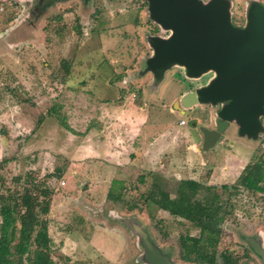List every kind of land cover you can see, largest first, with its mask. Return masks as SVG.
I'll use <instances>...</instances> for the list:
<instances>
[{
    "label": "rangeland",
    "instance_id": "374dc122",
    "mask_svg": "<svg viewBox=\"0 0 264 264\" xmlns=\"http://www.w3.org/2000/svg\"><path fill=\"white\" fill-rule=\"evenodd\" d=\"M247 1L231 0L233 24L243 23ZM34 3L0 0V193L15 174L42 176L62 168L48 180L52 264H142L135 236L118 218H134L183 264H260L244 239L255 234L264 240V193L242 186L233 192L231 186L245 165L255 164L261 170L250 184L264 188V133L246 139L229 124L210 149L200 150L199 127H213L217 106L196 104L180 113L176 103L211 74L190 79L171 67L152 88L150 75L137 73L150 53L145 36L165 35L148 19L144 0H64L38 15ZM51 105L56 113H48ZM130 109L141 113L142 124ZM44 115L49 117L37 129ZM61 117L74 133L57 122ZM87 125L92 134L102 128L112 135L108 148L119 150L117 165L89 158L98 148L96 137L81 133ZM113 178L124 182L117 200L106 195ZM182 179L213 185L224 203L212 261L180 257L179 236L198 233L169 214ZM204 193L200 189L196 198Z\"/></svg>",
    "mask_w": 264,
    "mask_h": 264
},
{
    "label": "water",
    "instance_id": "95a60500",
    "mask_svg": "<svg viewBox=\"0 0 264 264\" xmlns=\"http://www.w3.org/2000/svg\"><path fill=\"white\" fill-rule=\"evenodd\" d=\"M58 1L64 0H35L32 10L38 15ZM144 2L148 19L165 35L145 36L150 53L141 61L137 73H148L152 88L160 84L171 67H180L190 79L211 74L205 83L186 91L176 103L180 113L196 104L217 106L213 127H199L200 150L210 149L229 123L235 125L239 137L255 140L264 133V4L248 0L243 23L235 25L230 20L231 0ZM118 221L136 238L140 248L137 261L183 264L157 245L134 218ZM244 240L259 263L264 264L261 238L246 236Z\"/></svg>",
    "mask_w": 264,
    "mask_h": 264
},
{
    "label": "trees",
    "instance_id": "16d2710c",
    "mask_svg": "<svg viewBox=\"0 0 264 264\" xmlns=\"http://www.w3.org/2000/svg\"><path fill=\"white\" fill-rule=\"evenodd\" d=\"M8 15L6 21L13 19ZM61 65L67 71L66 61ZM48 113H56L54 105L49 107ZM41 117L37 129L45 118ZM64 119V117H63ZM62 117L58 123L67 131L74 133ZM58 120V119H57ZM91 125V124H89ZM88 125L81 133H86ZM261 168L255 164L245 165L239 176L238 184H232L233 192L242 186L249 191L264 193V188H257L250 184L251 179H257ZM62 168L55 167L51 172L42 176L26 171L24 174H15L10 178L9 184L0 193V264H52L51 238L48 235L49 205L53 191L48 180L59 177ZM144 177L139 176L138 182L143 183ZM256 181H253L255 183ZM124 182L121 179H111L106 195L111 200L120 197V188ZM169 206V214L185 221L197 228V235L183 234L179 236L181 254L184 261L210 260L212 261L217 246L220 224L225 215L224 203L219 195L213 191V185L202 186L194 179H182ZM238 186V187H237ZM225 189V184L221 185ZM201 190L205 193L196 198ZM117 192H115V191ZM139 197H144L139 194ZM144 203L145 198H143Z\"/></svg>",
    "mask_w": 264,
    "mask_h": 264
},
{
    "label": "crops",
    "instance_id": "0c3cea01",
    "mask_svg": "<svg viewBox=\"0 0 264 264\" xmlns=\"http://www.w3.org/2000/svg\"><path fill=\"white\" fill-rule=\"evenodd\" d=\"M118 104H119V102L118 101H116ZM116 103V104H117ZM115 104V105H116ZM117 107H119V106H117ZM129 114H131V118L133 119V120H135V121H137V123H138V125H139V122L140 121H142L141 122V124L144 122V117L142 116H140V114L139 113H137L135 110H133V109H130V111L128 112ZM140 116V117H139ZM136 117H137V119H136ZM130 118V119H131ZM42 124V123H41ZM185 124V123H184ZM184 124H180V125H184ZM69 125V124H68ZM41 126V125H40ZM128 126V125H127ZM69 127H71L70 125H69ZM129 127V126H128ZM40 128V127H39ZM93 131V130H92ZM91 130H89V128L87 129V131H86V133L84 134V136H90L91 138L93 137V138H97V139H95V144L97 145L96 147L98 148V150L96 149V152H93V149H90V152L92 153V156H90L89 158L91 159V160H97V159H100V160H104V161H110V162H112V163H114V165H117V159L119 158V157H121L120 155H118V153H119V150L118 149H116V150H114V151H112L110 148H108L109 146H111L113 143H111V145H110V141H112V135L111 134H107V130H104V132H103V130H102V128H95V132H94V134H92L93 132H92ZM106 132V133H105ZM91 133V134H90ZM115 134L114 135H117L116 133V131L114 132ZM88 134V135H87ZM111 139V140H110ZM89 151V150H88ZM91 153H89V154H91ZM95 162V161H94ZM113 165V164H112ZM111 181V180H110ZM110 181H109V183H110ZM94 182H96V181H93V183ZM66 186V184L63 182V185H62V187L64 188ZM107 186H109V185H106V187L105 188H107ZM92 188V187H91ZM93 190H94V188H93ZM74 192V191H73ZM52 198H51V200L53 201V198H54V195L52 194V196H51ZM52 201H51V203H50V205H49V211L48 212H51V210H52ZM85 208H88V210H90V207L89 206H85ZM75 212V211H74Z\"/></svg>",
    "mask_w": 264,
    "mask_h": 264
},
{
    "label": "flooded vegetation",
    "instance_id": "af4514ba",
    "mask_svg": "<svg viewBox=\"0 0 264 264\" xmlns=\"http://www.w3.org/2000/svg\"><path fill=\"white\" fill-rule=\"evenodd\" d=\"M201 84H203V83H201ZM201 84H199V85H201ZM199 85H197V86H199ZM197 86H195V87H197ZM230 125H233L234 127H235V125L234 124H232V123H229ZM235 129H236V127H235ZM251 236H254V237H256V235L255 234H251ZM262 238V237H261ZM263 242H264V240H263V238L261 239V244H262V246L264 247V245H263ZM247 248H248V245H247ZM248 250L250 251V249L248 248ZM251 252V251H250ZM252 253V252H251Z\"/></svg>",
    "mask_w": 264,
    "mask_h": 264
},
{
    "label": "built area",
    "instance_id": "2783aa9c",
    "mask_svg": "<svg viewBox=\"0 0 264 264\" xmlns=\"http://www.w3.org/2000/svg\"><path fill=\"white\" fill-rule=\"evenodd\" d=\"M179 123L184 124L185 122H184V120H179ZM61 183H63V182H61Z\"/></svg>",
    "mask_w": 264,
    "mask_h": 264
}]
</instances>
